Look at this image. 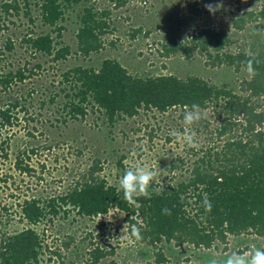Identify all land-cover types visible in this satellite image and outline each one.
Returning a JSON list of instances; mask_svg holds the SVG:
<instances>
[{"label": "rangeland", "instance_id": "rangeland-1", "mask_svg": "<svg viewBox=\"0 0 264 264\" xmlns=\"http://www.w3.org/2000/svg\"><path fill=\"white\" fill-rule=\"evenodd\" d=\"M6 2L16 3L18 14H6L2 8ZM41 2L0 0V74L18 69L25 74L22 80L14 79L7 89H0V109L8 111L10 117L8 123L0 115V123L4 121L0 124V248L8 236L28 227L41 243L34 264H92L94 242L114 249L96 264H207L214 257L264 249V237L254 233L227 234L225 242L215 240L210 248L165 240L150 245L138 240L132 232L136 226L129 224L118 208L93 218L81 217L71 208L67 213L60 209L56 215L45 209L34 224L21 213L24 200L36 199L45 205L44 201L67 192L88 176L95 163L98 169L94 174L118 189L126 170L143 165L157 173L150 191L187 180L194 161L209 147L219 149L233 133L216 136L222 119L217 108H201L202 119L192 125L184 121L185 111L190 109L179 107L164 112L141 108L136 115L111 124L96 106L84 103V117L71 118L64 104L72 89L58 84L61 73L75 66L97 67L103 59L113 58L132 75L199 76L209 84L246 96L240 82L249 77L247 70L235 71L225 63L205 64L211 59L196 47L186 53L179 49L166 54L165 50L172 44L190 45L192 36L204 27L227 31L231 43L224 52L253 54L264 50L261 16L241 29L231 24L242 12H259L264 0H125L118 7L114 0H90L87 6L108 14L102 17L107 19L101 34L103 46L88 55L76 52V31L84 4L62 7V18L56 24L62 27L61 36L57 37L55 25L42 22ZM216 2L224 7L212 14L205 5ZM46 33L58 40L56 47H70L65 59L53 61L52 54L32 51L26 38ZM7 41L10 49L5 46ZM251 103H258V111H264L260 98H251ZM186 127L196 133V147L178 139ZM158 251L165 261H156Z\"/></svg>", "mask_w": 264, "mask_h": 264}, {"label": "trees", "instance_id": "trees-1", "mask_svg": "<svg viewBox=\"0 0 264 264\" xmlns=\"http://www.w3.org/2000/svg\"><path fill=\"white\" fill-rule=\"evenodd\" d=\"M88 1L42 0L40 3L42 22L55 25L57 37L61 36L62 27L56 24L62 18L63 6L84 4L76 31V52L83 55L96 53L102 48L101 34L107 27V19L102 17L108 12L93 10L91 5H86ZM114 1L115 7L125 3V0ZM2 8L6 14H18L19 10L16 3L8 2L3 3ZM260 16L264 20V6L257 13L253 10L242 12L232 19L231 24L241 29L245 23ZM258 26L262 27V24L258 23ZM26 40L32 51L52 54L53 61L65 59L70 54V47H56L55 42H59L49 33ZM230 43L226 30L204 27L192 36L190 45L172 44L165 53L179 49L186 53L196 47L211 59L205 64L213 67L225 63L235 71L247 70L244 61L248 52L230 54L222 51ZM5 46L10 49V41ZM253 55L260 61L254 65L255 75L249 74L240 82V89L247 92L246 96L209 84L199 76L132 75L113 58L103 59L97 67L75 66L63 71L58 84H68L72 89L70 94H66L68 100L64 104L71 118L84 117V103L96 106L111 124L116 119L136 115L141 108L164 112L178 107L191 110L193 104H198L200 109L217 108V114L222 115L216 127L217 137L226 132L233 133L219 149L209 147L194 161L187 180L168 185L158 192L148 190L149 195L137 198L135 203H127L122 189L98 178L94 174L98 169L95 163L88 176L67 192L44 201L45 205L36 199L24 200L21 205L23 217L34 224L45 209L56 215L60 209L67 213L71 208L81 217L93 218L106 214L110 208H118L124 212L129 224L138 229V240L150 245L165 240L174 241L177 245L186 242L195 247L210 248L215 240L225 242L227 234L254 233L264 237V111H258V103H251L254 97L256 100L260 98L264 104V50ZM24 77L20 69L0 74V89L5 90L14 79L22 80ZM7 112L0 109V115L9 123ZM205 195L212 204L211 211H206L203 205ZM165 208L171 210V215L164 214ZM3 242L0 264H34L38 260L41 243L33 228L27 227ZM90 252L92 264H96L112 255L114 249L94 242ZM165 260L163 253L158 251L156 261Z\"/></svg>", "mask_w": 264, "mask_h": 264}, {"label": "clouds", "instance_id": "clouds-1", "mask_svg": "<svg viewBox=\"0 0 264 264\" xmlns=\"http://www.w3.org/2000/svg\"><path fill=\"white\" fill-rule=\"evenodd\" d=\"M206 9L215 14L216 11L223 9L222 2L208 3L205 5ZM247 59L244 61L246 64L247 72L251 75H255L256 69L254 65L259 64L260 61L252 53H247ZM202 112L198 104H193L191 110H186L184 115V121L186 125H192L194 122L202 119ZM196 133L190 128H185L184 135L178 137L182 141L186 142L189 146L196 147ZM156 171L150 169L148 166H137L134 169H128L119 180V187L123 191V198L127 203H135L137 198L141 196H148V188L156 181ZM203 205L206 211H211L212 204L205 195ZM164 214L171 215V210L168 208L163 209ZM126 225L124 226V233ZM134 235L139 238V232L136 228L132 229ZM207 264H264V249L253 248L243 253H232L225 258H211Z\"/></svg>", "mask_w": 264, "mask_h": 264}]
</instances>
